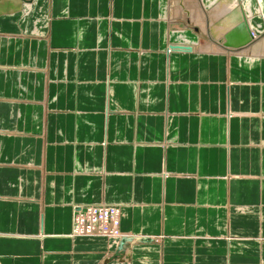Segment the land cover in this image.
Wrapping results in <instances>:
<instances>
[{"label": "crops", "instance_id": "obj_1", "mask_svg": "<svg viewBox=\"0 0 264 264\" xmlns=\"http://www.w3.org/2000/svg\"><path fill=\"white\" fill-rule=\"evenodd\" d=\"M249 3L0 0V264H264Z\"/></svg>", "mask_w": 264, "mask_h": 264}, {"label": "built area", "instance_id": "obj_2", "mask_svg": "<svg viewBox=\"0 0 264 264\" xmlns=\"http://www.w3.org/2000/svg\"><path fill=\"white\" fill-rule=\"evenodd\" d=\"M100 216L101 222L103 224L102 227L99 229L96 228L95 224L87 222V220H90V218H93L95 220L96 216ZM118 209H109L106 207H81V208H75L74 210V216L72 218V222L74 221L75 226L79 225L83 227L84 232L89 231L90 229H93V233H80L77 231L76 236H87L84 234H90V236L95 235H111L114 237V235H118ZM87 218V220L85 219ZM108 221V224L105 222ZM89 225H86L88 224ZM111 225V226H110ZM74 231L72 230V233ZM74 235V234H73Z\"/></svg>", "mask_w": 264, "mask_h": 264}, {"label": "rangeland", "instance_id": "obj_3", "mask_svg": "<svg viewBox=\"0 0 264 264\" xmlns=\"http://www.w3.org/2000/svg\"><path fill=\"white\" fill-rule=\"evenodd\" d=\"M249 2H250L249 5L251 4V8H248V11L250 13H252L253 15H257L256 12H257V9L258 8H257L256 1L255 0H249ZM262 5H263V9H264V0H262ZM253 15H252V18L254 17ZM252 22H253L254 27L257 29V31H256L257 32L256 33V36L257 37L255 39L254 38L251 39V42L252 41L255 42V41H257L259 39L258 41H260V40L262 41L260 45L262 47H264V38H263L264 36H260L261 35L260 28L263 27V25H264V16L263 17H261V16L260 17H255ZM261 22L263 24H261ZM76 207H82V206H76ZM90 207H106V208H109V209H115L116 208V209H118V213H119V216H118V235H114V237L111 236V235H95V236H91V237H103V238H107V239H111V240H118V239L121 238V236H123V234L121 233L120 228H119V225H120V215L121 214H120V209L118 207L112 206V205H107V204H99V205L90 206ZM85 219L87 220L86 217H85ZM87 222L92 223V224H95L97 229H99L100 227L103 226V224L101 222V218L98 215L96 216L95 220L93 218H90V220H87ZM89 223L86 224V225H89ZM105 223L108 224V221H106ZM93 232H94V230H93ZM81 237H86V236H81ZM88 237H90V236H88Z\"/></svg>", "mask_w": 264, "mask_h": 264}, {"label": "bare ground", "instance_id": "obj_4", "mask_svg": "<svg viewBox=\"0 0 264 264\" xmlns=\"http://www.w3.org/2000/svg\"><path fill=\"white\" fill-rule=\"evenodd\" d=\"M256 1V3H257V14H261V12H260V7H259V1L260 0H255ZM263 9V8H262ZM264 11V10H263ZM248 19V18H247ZM252 37L253 38H255L256 37V32H252ZM261 47V45H258L257 47H253V49L251 50V53L252 54H255L254 52H256L259 48ZM262 52H263V54H264V47H263V50H261ZM261 51L260 50H258L257 52L258 53H261ZM258 55V54H257ZM73 234L74 235H72V236H75V237H81V236H76V235H78V234H76L77 233V231L78 232H80V233H93V230L92 229H90L89 231H86V232H84V229H83V227H81V226H79V225H77V226H75V224H74V221H73ZM84 235H87L86 237H88V236H90V234H84ZM91 237V236H90Z\"/></svg>", "mask_w": 264, "mask_h": 264}]
</instances>
